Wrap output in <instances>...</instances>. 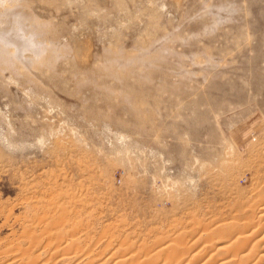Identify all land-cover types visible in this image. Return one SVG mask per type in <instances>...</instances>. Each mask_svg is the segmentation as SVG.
I'll return each mask as SVG.
<instances>
[{
    "label": "rangeland",
    "instance_id": "374dc122",
    "mask_svg": "<svg viewBox=\"0 0 264 264\" xmlns=\"http://www.w3.org/2000/svg\"><path fill=\"white\" fill-rule=\"evenodd\" d=\"M263 206L264 0H0V264H255Z\"/></svg>",
    "mask_w": 264,
    "mask_h": 264
},
{
    "label": "bare ground",
    "instance_id": "6f19581e",
    "mask_svg": "<svg viewBox=\"0 0 264 264\" xmlns=\"http://www.w3.org/2000/svg\"><path fill=\"white\" fill-rule=\"evenodd\" d=\"M31 47H32V45H31ZM11 54H12V56L13 57H15V54H13V52H11ZM6 56L7 57H9V55L8 54H6ZM36 59H40V57H37ZM35 59V60H36ZM257 212H259V215L257 216V223H255L256 222V220H255V224L257 225V226H259V228L260 227H262V225L260 224V220L261 219H264V206H263V210L261 209L260 211H257ZM253 214H255L256 215V213H253ZM264 223V222H263ZM255 224H250V223H248V224H246V225H244V226H242V227H239V228H235L234 226H228V225H223V227L221 228V227H219V228H221V229H219L218 230V232L221 234V235H226V236H229V239L230 240H232L233 241V243L230 245V246H234L233 247V250L236 252H234L233 254L235 255V256H239L240 257V259H239V257H238V260L240 261V262H242L243 261V258L245 257V253L247 252V254L249 255V256H251L252 257V259H255V260H253V261H255V264H264V244L262 243L263 241H264V238L261 240V236H260V238H258L257 239V234H259L260 232V230H257V232L255 233L252 229H253V227L255 226ZM256 226V227H257ZM258 228V227H257ZM263 228H264V226H263ZM207 230H208V228H207ZM250 230H252L251 232H249ZM256 231V230H255ZM203 233V232H202ZM257 235V236H256ZM261 235V234H260ZM234 238H233V237ZM256 236V237H255ZM232 239H231V238ZM259 237V236H258ZM263 237V236H262ZM223 241V240H222ZM231 241V242H232ZM262 241V242H261ZM200 242V241H199ZM219 242H221V241H219ZM219 242H216L215 244H217V243H219ZM224 242V241H223ZM230 242V243H231ZM262 243V244H261ZM200 244V243H199ZM225 243H223V245L222 246H219V247H217L216 249L219 251L220 250V252H221V250H223V252H224V249H225V246L226 245H228V244H226V245H224ZM172 245V244H171ZM159 246V245H158ZM194 246V245H193ZM196 246V245H195ZM175 247V246H174ZM197 247V246H196ZM161 248V247H160ZM178 248V247H177ZM165 249V248H164ZM163 248L161 249V250H164ZM180 249V248H179ZM178 249V250H179ZM210 249H211V247H210ZM228 249V248H227ZM174 250V249H173ZM172 250V251H173ZM245 250H247V251H245ZM211 251V250H210ZM169 252H170V250H169ZM168 252V253H169ZM195 252V251H194ZM208 252V251H207ZM230 252V251H229ZM216 253H219V252H217L216 251ZM147 254V253H146ZM177 254V253H176ZM178 254H180V253H178ZM63 255V254H62ZM149 255V254H148ZM222 255V254H221ZM247 255V256H248ZM67 256V255H66ZM129 256V255H128ZM209 256V255H208ZM246 256V259L249 257H247ZM23 257V256H22ZM61 257V256H60ZM127 257V256H126ZM137 257V256H136ZM147 257V256H146ZM163 257V256H162ZM210 257V256H209ZM250 257V258H251ZM30 258V257H29ZM28 258V259H29ZM121 258V257H120ZM153 258H155L154 256H153ZM157 258H159V256L157 257ZM196 257H194V259H195ZM218 258V257H217ZM14 259V258H13ZM13 259H12V261H13ZM16 259V258H15ZM14 259V260H15ZM31 259H33V258H30V260ZM37 259V258H36ZM40 259V258H39ZM38 259V260H39ZM75 259V258H74ZM122 259V258H121ZM120 259V260H121ZM178 259V258H177ZM208 259H210V258H208ZM222 259V258H221ZM245 259V258H244ZM7 260V259H6ZM24 260V259H23ZM30 260H28L29 262L28 263H30ZM37 260V261H38ZM56 260V259H55ZM67 260V259H66ZM77 260H80V258L79 259H77ZM118 260V259H117ZM120 260H118V261H120ZM140 260V259H139ZM159 260V259H158ZM172 260V259H171ZM175 260V259H174ZM183 260V259H182ZM189 261H190V259H188ZM235 260V259H234ZM242 260V261H241ZM11 261V260H10ZM48 261V260H47ZM70 261V260H69ZM88 261L89 260H87V263H88ZM97 261V260H96ZM121 261H123V259L121 260ZM124 261H125V259H124ZM133 261V260H132ZM146 261V260H145ZM155 261H157V260H155ZM165 261V260H164ZM211 261V260H210ZM215 261V260H214ZM238 261V262H239ZM246 261H250V259L249 260H246ZM252 261V260H251ZM250 261V262H251ZM6 262H8V261H6ZM20 262H23V261H20ZM34 262H36L35 260H34ZM90 262V261H89ZM92 262V261H91ZM116 262V264L118 263L117 261H115ZM137 262V261H136ZM140 262V261H139ZM143 262V261H142ZM150 262V261H149ZM154 262V261H153ZM159 262V261H158ZM163 262V261H162ZM230 262L231 261H228V260H226L225 259V257H224V259L221 261V263L220 264H226V263H229L230 264ZM245 262V261H244ZM244 262H242V263H244ZM14 263H17V262H14ZM24 263V262H23ZM31 263H33V261H31ZM30 263V264H31ZM37 263V262H36ZM35 263V264H36ZM50 263V262H49ZM86 263V262H85ZM151 264H152V262H150ZM149 263V264H150ZM165 263V262H164ZM173 263V262H172ZM175 263V262H174ZM198 263V262H197ZM247 262H245L244 264H246ZM254 263V262H253ZM252 262H251V264H253ZM6 264H11V262L10 263H6ZM20 264V263H19ZM38 264V263H37ZM41 264V263H40ZM90 264V263H89ZM95 264V263H94ZM97 264V263H96ZM114 264V263H113ZM119 264H122L121 262L119 263ZM125 264V263H124ZM199 264V263H198ZM200 264H202V263H200ZM217 264V263H216Z\"/></svg>",
    "mask_w": 264,
    "mask_h": 264
}]
</instances>
